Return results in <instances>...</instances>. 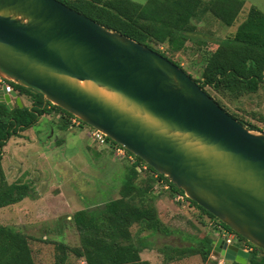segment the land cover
Here are the masks:
<instances>
[{
    "label": "water",
    "instance_id": "obj_1",
    "mask_svg": "<svg viewBox=\"0 0 264 264\" xmlns=\"http://www.w3.org/2000/svg\"><path fill=\"white\" fill-rule=\"evenodd\" d=\"M0 78L120 145L264 251V133L162 54L59 0H0ZM23 107L16 90L0 103ZM214 254L246 264L222 239Z\"/></svg>",
    "mask_w": 264,
    "mask_h": 264
},
{
    "label": "trees",
    "instance_id": "obj_2",
    "mask_svg": "<svg viewBox=\"0 0 264 264\" xmlns=\"http://www.w3.org/2000/svg\"><path fill=\"white\" fill-rule=\"evenodd\" d=\"M59 1L102 26L162 54L192 78L193 75L179 61H175L174 56L185 52L189 42H195L194 34L199 32V24L209 17L226 27L239 22L236 30L224 38L208 41L196 39L199 45L205 42L208 50L204 52L203 70L195 81L210 96H213L209 91L211 89L222 99L235 104L264 90V12L255 6L245 9L246 0H147L145 4L133 0ZM162 45L165 51L158 48ZM7 83L18 92V96L28 97L32 106L20 107L16 102L10 108L0 103V208L17 204L31 191L30 185L20 181L9 183L5 177L2 160L7 141L34 126L43 115H60L65 128L71 127L73 118L70 113L46 101L42 95ZM216 101L250 130L259 129L231 112L221 100ZM82 126L88 125L81 122ZM107 140L111 148L119 146L109 138ZM133 156L135 160L118 198L96 208L79 210L70 218L79 242L73 246L55 243V264H67L70 256L84 264H151L141 256L148 247L142 243L140 236L145 232L169 234V227L161 219L156 206L159 195L155 186L160 179L168 182L172 200L175 194L182 192L141 158ZM144 166L147 168L144 169ZM187 201L201 212V216L221 224L241 241L248 243L204 208L188 198ZM134 226L138 229L135 233ZM31 239L19 230L0 225V264H37ZM214 241L213 237H204L199 240L198 247H176L170 259L200 255L204 264H218V261L211 259ZM231 264L240 263L231 261ZM246 264H264V251L254 247Z\"/></svg>",
    "mask_w": 264,
    "mask_h": 264
},
{
    "label": "rangeland",
    "instance_id": "obj_3",
    "mask_svg": "<svg viewBox=\"0 0 264 264\" xmlns=\"http://www.w3.org/2000/svg\"><path fill=\"white\" fill-rule=\"evenodd\" d=\"M252 6L264 12V0H246L245 9ZM238 25L239 22L226 27L209 17L199 24V32L194 37L204 41L217 40L234 32ZM196 39V43L187 44L185 52L174 56L194 79L200 77L204 52L208 50L205 42L199 45ZM158 48L166 49L163 45ZM209 91L231 112L259 128L253 132L264 133V90L237 104L222 99L211 89ZM21 98L26 107L32 106L28 97ZM15 103L16 99H13ZM92 131L88 126L75 124H71L70 129L65 128L61 118L43 115L34 126L9 139L3 148L2 168L7 181L26 183L31 191L17 204L0 208V225L10 226L32 238L30 244L37 264H55V243L78 244L70 218L79 210L96 208L118 198L132 167V161L126 157L116 158L114 149L97 146ZM155 189L159 195L156 206L169 227V234L143 233L140 236L148 247L146 252L152 264H204L200 255H186L174 260L170 256H174L176 247H198L199 240L204 237L215 238L210 226L212 220L201 216V212L189 203H178L175 196L172 200L170 191L162 194L163 190L157 186ZM137 230V227L133 228L134 233ZM233 241L241 246L236 235ZM146 252L142 253L145 260ZM211 259L219 261L214 253ZM67 264L84 262L70 256Z\"/></svg>",
    "mask_w": 264,
    "mask_h": 264
},
{
    "label": "built area",
    "instance_id": "obj_4",
    "mask_svg": "<svg viewBox=\"0 0 264 264\" xmlns=\"http://www.w3.org/2000/svg\"><path fill=\"white\" fill-rule=\"evenodd\" d=\"M4 84L3 87H5L6 93H11L14 89L11 85H9L6 81L0 78V88H2V85ZM71 124H75L76 126L81 125V121L78 120L77 118L73 117L71 119ZM91 136L93 140L97 143V146L99 147H108L111 148L110 143L107 140V137L102 134L101 132L93 129ZM115 151V156L116 158L118 157H126L128 160L134 162L135 158L133 155H128L126 150L121 147V146H115L114 148ZM147 167L144 166V169ZM157 178V175H156ZM158 189L164 190V191H170L171 187L168 182H166L164 179L158 180V184L156 185ZM175 201L181 204L188 203L187 197L183 193H178L175 194ZM210 226L213 228V234H216L215 239H222L227 245H236L233 241L234 235L233 233L229 232L227 229H225L221 224L215 223L214 221L210 222ZM240 245L238 246L240 249L248 252L249 254L253 252L254 247L251 244H248L244 241L240 240ZM218 257V256H217ZM219 261L218 264H231V261L226 259L225 257L219 256Z\"/></svg>",
    "mask_w": 264,
    "mask_h": 264
},
{
    "label": "crops",
    "instance_id": "obj_5",
    "mask_svg": "<svg viewBox=\"0 0 264 264\" xmlns=\"http://www.w3.org/2000/svg\"><path fill=\"white\" fill-rule=\"evenodd\" d=\"M22 99V98H21ZM22 103H23V101H22ZM23 105H24V103H23ZM25 106V105H24ZM48 118H61L60 117V115H46ZM70 129V128H69ZM55 133V132H54ZM165 223V222H164ZM134 227H137V226H134ZM145 233H148V232H145ZM150 237H153V236H150ZM144 252H146V250L144 251ZM144 252H142V253H144ZM141 256H142V254H141ZM146 256H147V259L146 260H148V261H150L151 262V264H152V260L150 259V257H149V255H147V252H146ZM143 258V257H142ZM144 259V258H143ZM145 260V259H144Z\"/></svg>",
    "mask_w": 264,
    "mask_h": 264
},
{
    "label": "flooded vegetation",
    "instance_id": "obj_6",
    "mask_svg": "<svg viewBox=\"0 0 264 264\" xmlns=\"http://www.w3.org/2000/svg\"><path fill=\"white\" fill-rule=\"evenodd\" d=\"M4 86V84L2 85V87ZM1 89V88H0Z\"/></svg>",
    "mask_w": 264,
    "mask_h": 264
},
{
    "label": "clouds",
    "instance_id": "obj_7",
    "mask_svg": "<svg viewBox=\"0 0 264 264\" xmlns=\"http://www.w3.org/2000/svg\"><path fill=\"white\" fill-rule=\"evenodd\" d=\"M120 146V145H119ZM126 150V149H125ZM231 261V260H230Z\"/></svg>",
    "mask_w": 264,
    "mask_h": 264
}]
</instances>
